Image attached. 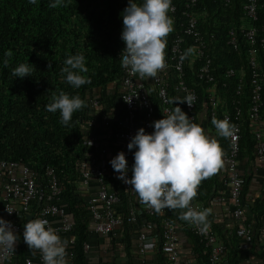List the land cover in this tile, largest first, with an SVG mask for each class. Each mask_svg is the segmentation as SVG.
Listing matches in <instances>:
<instances>
[{
  "label": "trees",
  "instance_id": "trees-1",
  "mask_svg": "<svg viewBox=\"0 0 264 264\" xmlns=\"http://www.w3.org/2000/svg\"><path fill=\"white\" fill-rule=\"evenodd\" d=\"M189 1L171 0V5L177 7L178 19L184 18L182 13L188 9ZM49 3L50 0H38L36 5L29 4L28 0H0V161L30 165L38 172L39 185L43 186L47 167L57 171L63 189L62 202L68 206L74 227L75 264H170L163 248V221L169 219L177 225H186V221L179 219L181 212L186 210L166 209L132 222L130 209L142 210L139 198L132 189L126 190L122 186L110 164L120 152L117 133L127 113L121 99L125 69L121 67L119 59L125 47L121 40V13L129 0H70L67 6L57 8H50ZM244 4L245 0H197L194 8L208 43L215 80L208 83L199 78L200 62L194 57L189 37H185L183 45L187 65L181 77L186 86L197 91V112L200 108H208L209 116L213 119L211 110L214 107L210 98L214 95L217 99L215 118L225 119L224 115L230 113L233 116L230 124L236 116L242 120L240 160L246 158V154L250 158L256 154L253 125L249 119L255 88L254 70L250 63V45L245 36L250 26L258 29L256 59L262 83L261 117L264 118V0H260L258 19L254 21L245 15ZM169 16L172 17L170 11ZM231 29L237 33L236 47L230 44ZM179 31L180 26L172 24V31L166 37L165 57L169 55L173 38ZM8 50L13 55L5 68L2 60ZM78 53L86 58L88 71L82 75L90 83L73 89L66 82L62 69L65 59ZM20 64H28L32 68V76L23 79L12 76V69ZM166 78L169 83V105L173 109L178 105L188 114L185 103H174L183 100L177 89L179 78L177 80L176 72L171 70ZM146 84L155 107V121L162 119L164 104L157 92L155 79ZM60 91L79 95L85 102V107L73 114L70 126H63L59 122V112L46 110L53 93L59 95ZM93 119L96 123L90 126L89 122ZM95 136L103 137L102 144L110 152L106 181L108 187L121 196L117 208L121 223L115 235L105 238L96 235L102 241L93 250L97 255L93 253L90 257L85 253L84 243L92 241L95 234L89 211V199L95 191L91 193L90 187L83 186L81 177L83 166L90 160L93 151L89 140ZM217 142L222 149L219 171L225 167L223 157L229 152V137L219 138ZM246 180L244 176V214L241 220L235 222L234 231L226 232L211 212L207 219L219 242L226 246L229 264H247L244 253L248 245H255L252 255L256 263L264 264V247H261V240L264 239V197L249 200V181ZM216 183L214 174L203 179L197 188L195 199L206 209L214 197ZM136 200L138 203H135ZM37 210L35 203L30 212L34 215ZM243 226L253 229L249 244H245L239 235ZM143 231L155 244L152 255L148 250L145 254L139 251L138 235ZM188 234L197 256L195 263L209 264L208 249L190 229ZM17 241L19 257L23 259L29 247L24 243L22 234ZM102 248L106 250L105 254L101 253Z\"/></svg>",
  "mask_w": 264,
  "mask_h": 264
},
{
  "label": "built area",
  "instance_id": "built-area-1",
  "mask_svg": "<svg viewBox=\"0 0 264 264\" xmlns=\"http://www.w3.org/2000/svg\"><path fill=\"white\" fill-rule=\"evenodd\" d=\"M197 0H190L188 9L182 13L184 18L178 19L176 16L177 7L175 4L170 6V13L172 14L173 24L180 26V31L176 33L171 44V50L168 56L165 57V68L161 70L155 78L157 92L161 98L164 109L163 113H170L172 107L169 105V83L166 74L171 70L176 72L178 80V92L184 99L188 95H192L193 105L189 107L185 102V107L188 111L190 120L196 124L198 123L197 117V101L198 94L193 88L185 85L181 77L186 67V59L184 52L185 37H189L192 41V48L194 57L200 62L198 75L200 79L208 83L214 82L215 77L212 74V59L208 51L207 40L200 28L199 20L195 11V4ZM260 0H245L244 12L245 15L251 20L258 19V9ZM264 31V26H263ZM257 35L258 29L250 26L245 31L246 39L249 42L250 48V63L254 70L255 88L252 96V108L250 112V122L253 125V135L256 142V156L261 162H264V131H263V117H261V76L257 72ZM230 44L235 46L238 43L237 33L234 29L229 32ZM125 75L122 80V102L126 108V115L123 120L124 130L117 133L120 141V152L126 153L128 160V178L132 176V165L134 163V151H129L127 148L131 138L135 136L140 128H144L146 132L151 133L154 128L151 126L155 121V107L149 96L147 84L145 79H140L138 74L125 70ZM233 74V71H230ZM213 93L215 89L212 90ZM211 104L214 109L211 110L212 117H216V103L217 99L214 95L210 98ZM97 105V101L94 102ZM240 115V111L237 112ZM225 118L231 122L233 116L230 113L224 115ZM164 118V114L163 117ZM108 123L107 119H104ZM96 120L93 119L89 122L90 126H94ZM234 126V134L229 137V152L223 157V163L227 172V183L230 186V197L233 205V217L236 220H241L244 214L243 209V175L240 167V142H241V129L242 120L236 116L235 121L231 124ZM103 137H92L89 140V145L93 151L90 160L84 164L82 173V184L85 187L90 186V182L94 179L96 184V192L91 195L89 199V211L92 218V228L96 235L103 238L115 235L116 228L120 225L121 219L117 215V208L121 202L120 194L110 189L107 185L106 175L108 170V148L102 144ZM97 151V153L95 152ZM100 153V155L98 154ZM44 186L39 185L38 172L35 171L30 165L23 164L16 161H0V218L9 222L17 235H23V227L26 222L28 214L33 215L30 210L33 205H37L38 210L33 215L32 219L38 218L47 220L48 225L51 226L56 233L65 241L66 246V260L67 264H75L74 261V247L75 239L73 236V222L71 214L68 210L66 203L62 202L63 189L59 182L57 171L53 167H47L45 173ZM119 177V173H117ZM122 186L126 190H131L130 185L125 184L118 178ZM196 210H203L205 206L198 203L197 200L191 202ZM13 211L9 213L7 211ZM163 209L161 212H164ZM157 213L155 210L150 209L147 205L142 206V210L136 208L130 209V220L138 222L141 218L147 215H154ZM186 226L192 233H194L201 243L209 251V264H229L226 258V246L219 242L216 233L212 227L209 226L206 232H202L199 228L191 223L186 222ZM262 235L264 237V226L262 228ZM239 235L244 239L245 244H249L253 238V229L251 226H243L239 230ZM162 239L163 248L167 253L170 264H196L191 262L190 259L182 257L178 251V225L169 219L163 221L162 226ZM18 242V241H17ZM14 252H9L7 249H0V264H43L41 254L39 251L35 255L30 251L24 256L23 259L19 257L17 250V243ZM151 238L144 231L138 235V247L142 254L147 253ZM92 241L84 243L85 253L91 257L94 252ZM102 254L106 250L102 248ZM251 264H257L255 262Z\"/></svg>",
  "mask_w": 264,
  "mask_h": 264
},
{
  "label": "clouds",
  "instance_id": "clouds-1",
  "mask_svg": "<svg viewBox=\"0 0 264 264\" xmlns=\"http://www.w3.org/2000/svg\"><path fill=\"white\" fill-rule=\"evenodd\" d=\"M36 5L38 0H28ZM70 0H50L49 7L67 6ZM171 0H129L128 6L121 13L123 28L121 40L125 47L121 52V67L138 74L140 79H155L165 68L166 37L172 31L173 21L169 16ZM13 53H4L3 67L9 66ZM62 73L66 74V82L73 89L90 83L82 74L88 71L86 58L82 54L69 56L64 61ZM50 66V65H49ZM16 78L32 76V68L28 64H20L11 71ZM194 97L186 96L177 102L193 105ZM85 107L79 95H70L60 91L53 93L46 110L59 112V122L70 126L73 114ZM164 118L151 125L154 131L146 132L140 128L127 145L134 151V163L128 178V160L126 153L119 152L110 164L119 173V179L138 196L139 201L150 209L160 213L163 209L182 211L179 219L191 223L206 232L209 228L210 209L196 210L191 202L197 195L201 181L214 175L221 166L222 149L213 137L204 129L192 122L180 106L170 113H163ZM211 124L216 134L231 137L234 126L227 118H213ZM9 213L13 211H9ZM23 240L35 255L41 254L43 264H67L65 241L48 225L47 220L32 219L24 225ZM17 235L9 222L0 218V249L14 252Z\"/></svg>",
  "mask_w": 264,
  "mask_h": 264
},
{
  "label": "crops",
  "instance_id": "crops-1",
  "mask_svg": "<svg viewBox=\"0 0 264 264\" xmlns=\"http://www.w3.org/2000/svg\"><path fill=\"white\" fill-rule=\"evenodd\" d=\"M146 82L151 80L148 78H145ZM122 91V90H121ZM181 95V94H180ZM198 117V123L199 125L204 129L205 133L208 134L210 137L215 138L218 140L219 138H225L218 136L216 134L215 127L211 124L212 118L209 116V109L208 108H200L197 112ZM263 126H264V118H263ZM124 125L122 124L120 131H123ZM119 131V132H120ZM264 131V128H263ZM110 152L108 151V156ZM246 158H243L240 160V167L242 170L243 177L245 176L247 178L246 181H249V189L247 191V197L249 200L257 199V197H264V162H261L257 159L256 154H254V158H250L249 155H245ZM217 177V183L214 187V197L211 199L208 209H210L212 215L214 216L216 222L220 223L222 227L226 229V232L230 231L233 232L235 229V222L239 221L234 219L232 211H233V205L232 200L230 197V186L227 183V172L226 168L223 167L221 170L217 171L216 173ZM111 184V183H110ZM90 191L91 193L93 191L96 192V184L94 182V179L90 182ZM95 188V189H94ZM135 203H138L137 200ZM140 206H144L143 203H139ZM205 206V205H204ZM206 209V207H205ZM178 251L182 257L188 258L191 260V262L195 263L197 262V256L194 252V246L192 244V238L188 234V228L186 225H178ZM101 237H96V234H94L92 244L94 246L97 245L98 242H101ZM160 241V238H159ZM262 245L261 247H264V239L261 240ZM155 247V244L152 243L148 246V253L152 255L153 248ZM248 249H245V260L247 264H251L255 261L254 255L252 253L255 250V245L250 246L248 245ZM124 256V255H122ZM254 260V261H253Z\"/></svg>",
  "mask_w": 264,
  "mask_h": 264
},
{
  "label": "water",
  "instance_id": "water-1",
  "mask_svg": "<svg viewBox=\"0 0 264 264\" xmlns=\"http://www.w3.org/2000/svg\"><path fill=\"white\" fill-rule=\"evenodd\" d=\"M32 218H33V215L28 214V215L26 216V222H25V224H26L27 222L31 221ZM23 230H24V227H23Z\"/></svg>",
  "mask_w": 264,
  "mask_h": 264
}]
</instances>
